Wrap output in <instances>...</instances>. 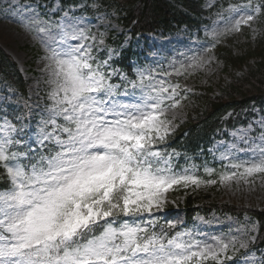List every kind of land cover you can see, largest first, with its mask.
<instances>
[{"label":"snow or ice","instance_id":"snow-or-ice-1","mask_svg":"<svg viewBox=\"0 0 264 264\" xmlns=\"http://www.w3.org/2000/svg\"><path fill=\"white\" fill-rule=\"evenodd\" d=\"M224 12L220 21L232 24L238 16L233 28L239 30L264 12V0L229 4ZM5 15L32 32L48 53L45 69L55 87L39 144L54 148L31 156L12 151L20 143L12 136L17 130L7 120L0 126V166L8 177V187L0 189V264L231 260L228 252L230 246L235 250V237L228 243L217 237L208 244L190 231L157 232L156 221L144 219L163 206L165 194L175 186L217 182L203 181L188 168L176 171L172 158L178 153L156 147L173 131L166 113L179 105L180 85L157 79L146 69L138 70L135 79L118 73L110 65L114 50L107 49L103 60L95 55L105 45L104 33L98 39L81 26L83 20L67 12L59 21L44 20L31 5L10 2ZM114 75L121 84L111 82ZM258 123L264 127V117ZM259 140L248 149L252 158L231 164L235 170L221 175L220 182L235 178L247 183L248 177L264 173V132ZM22 157L29 162L21 163ZM239 247L247 248L248 242L239 241Z\"/></svg>","mask_w":264,"mask_h":264},{"label":"rangeland","instance_id":"rangeland-1","mask_svg":"<svg viewBox=\"0 0 264 264\" xmlns=\"http://www.w3.org/2000/svg\"><path fill=\"white\" fill-rule=\"evenodd\" d=\"M10 2L13 5H31L44 20L59 21L67 12L69 17L83 20L81 26L97 34L98 39V34L103 32L105 45L95 55L103 60L108 58L107 49L114 50L110 65L123 75L115 62L130 48L133 56L132 77L128 79H135L138 70L146 69L157 79L179 84L178 91L182 97H178L180 103L166 113L173 127L168 137L186 122L188 117L195 118L202 110L194 96L202 95L208 89L212 95H216L233 77L241 74L240 69L225 66L218 55L220 48H227L235 55H242L260 45L264 46L261 14L249 25H241L239 30L233 28L238 16L234 17L232 24H225L219 19L220 15H226L224 9L229 4H243L247 0H203L202 9L207 15L201 19L198 29L180 28L173 32H158L144 37H133L124 26L117 9L100 5L97 0L82 1L78 6L64 4L63 0H0V46L16 64L26 83V94L22 95L0 78V126L5 120L14 125L17 131L12 133L13 139L20 142L13 146L12 151L27 147L35 149L40 146V129L51 115L53 101L50 99V93L55 85L52 83L50 72L45 69L47 61L44 57L48 53L44 46L11 15H5ZM257 2L258 0H253V4ZM257 60L258 58L253 57L249 62L254 63ZM111 82L121 84V77L114 75ZM262 117L264 107H254L238 119L230 111L223 117L222 125L205 149L196 153L174 150L178 153L172 158L176 171L188 168L189 174H194L203 181L212 179L217 182H205L199 186H175L165 194L163 206L154 209L152 217L145 215L144 219H161L167 225L182 226L179 231H190L195 239L206 241L208 244H213L214 238L217 237L225 243L235 237L238 242L235 250L230 246L228 255L232 259L226 264H264V249L255 250L258 225L251 216L245 214L237 217L217 211L204 215L199 212L185 225L184 207L189 198L194 208H201L205 204H236L264 209V173L248 177L247 183L235 178L220 182L221 175L235 170L230 168L231 164L252 158L248 149L261 143L259 137L264 132V127L258 122ZM228 118H232L235 124H229ZM61 121L62 118H57L58 123ZM47 130L51 131V125H48ZM2 135L0 132V136ZM165 141L156 147L164 146ZM160 150L173 152L165 148ZM225 156L228 158L223 159ZM192 165L196 166L195 169H192ZM206 168L214 171L209 174L205 171ZM241 240L248 242L247 248L239 247Z\"/></svg>","mask_w":264,"mask_h":264},{"label":"trees","instance_id":"trees-1","mask_svg":"<svg viewBox=\"0 0 264 264\" xmlns=\"http://www.w3.org/2000/svg\"><path fill=\"white\" fill-rule=\"evenodd\" d=\"M35 1V0H23ZM40 2L47 0H38ZM87 0H63L64 4L78 6ZM101 5L114 7L121 16V20L129 29L133 37L153 34L158 32H173L180 28L198 29L201 19L207 15L203 11V0H97ZM262 2L258 0L257 3ZM227 3V2H226ZM263 20L264 39V12H261ZM261 46V45H260ZM257 47L242 55H235L227 48H220L218 55L225 66H232L240 69L241 74L233 77L218 94L212 95L210 89L202 95H196L202 110L195 118L188 117L186 122L181 124L177 130L167 138L164 146L166 150H181L196 153L205 149L218 128L223 123V117L231 111L237 119L246 111L254 107H264V46ZM132 54L131 49H126L115 65L120 68L127 78L132 76ZM258 58L250 63L251 58ZM0 78L7 84L26 94V83L18 71L16 64L11 57L0 46ZM190 96V95H189ZM193 97V96H192ZM63 123L62 121L60 122ZM229 124H235L232 118H228ZM159 147H161L159 145ZM53 145H44L43 148L35 149L32 152L18 149L17 152L39 155L41 151L47 152L53 149ZM28 160L21 158V163ZM8 187V177L2 166H0V189ZM186 221L192 220L196 211L208 214L211 211L228 213L237 217L247 214L254 218L258 225L255 238V249H264V209L247 208L236 204H205L201 208H194L189 198L184 204ZM163 229L169 235L177 232L178 228H170L161 220L156 221L157 232Z\"/></svg>","mask_w":264,"mask_h":264}]
</instances>
